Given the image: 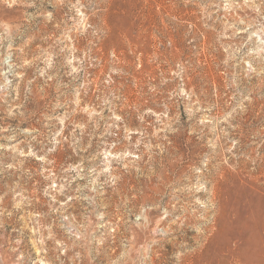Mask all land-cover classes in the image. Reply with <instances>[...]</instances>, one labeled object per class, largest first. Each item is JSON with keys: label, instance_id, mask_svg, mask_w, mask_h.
<instances>
[{"label": "rangeland", "instance_id": "rangeland-1", "mask_svg": "<svg viewBox=\"0 0 264 264\" xmlns=\"http://www.w3.org/2000/svg\"><path fill=\"white\" fill-rule=\"evenodd\" d=\"M0 264H264V0H0Z\"/></svg>", "mask_w": 264, "mask_h": 264}]
</instances>
